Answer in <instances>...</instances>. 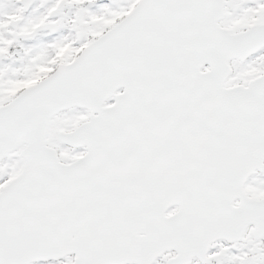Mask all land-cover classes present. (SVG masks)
Segmentation results:
<instances>
[{
	"label": "snow or ice",
	"instance_id": "1",
	"mask_svg": "<svg viewBox=\"0 0 264 264\" xmlns=\"http://www.w3.org/2000/svg\"><path fill=\"white\" fill-rule=\"evenodd\" d=\"M0 264H264V0H0Z\"/></svg>",
	"mask_w": 264,
	"mask_h": 264
}]
</instances>
